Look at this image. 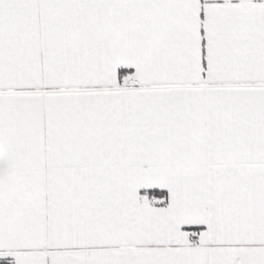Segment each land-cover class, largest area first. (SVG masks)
<instances>
[{
	"label": "snow or ice",
	"instance_id": "snow-or-ice-1",
	"mask_svg": "<svg viewBox=\"0 0 264 264\" xmlns=\"http://www.w3.org/2000/svg\"><path fill=\"white\" fill-rule=\"evenodd\" d=\"M0 264H264V0H0Z\"/></svg>",
	"mask_w": 264,
	"mask_h": 264
}]
</instances>
